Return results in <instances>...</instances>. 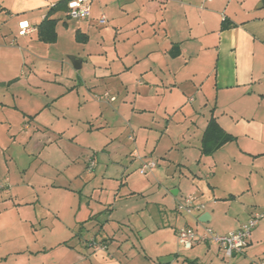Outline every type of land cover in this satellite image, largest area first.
<instances>
[{"label": "crops", "instance_id": "0c3cea01", "mask_svg": "<svg viewBox=\"0 0 264 264\" xmlns=\"http://www.w3.org/2000/svg\"><path fill=\"white\" fill-rule=\"evenodd\" d=\"M60 1L0 0V264H262L264 0H93L81 19ZM212 119L233 139L203 154ZM159 156L185 167L170 193L139 171ZM256 214L231 257L178 243L191 219Z\"/></svg>", "mask_w": 264, "mask_h": 264}, {"label": "built area", "instance_id": "2783aa9c", "mask_svg": "<svg viewBox=\"0 0 264 264\" xmlns=\"http://www.w3.org/2000/svg\"><path fill=\"white\" fill-rule=\"evenodd\" d=\"M211 1V0H209ZM93 0H68L67 1V15L71 18L81 19L88 17L91 14V5ZM100 23L106 24L108 19L105 15H102L99 19ZM30 25L26 24L21 26V33L25 34ZM157 162L153 159H146L143 161L139 171L141 174H147L150 170L155 168ZM199 207L195 203L194 198L187 196L177 206L178 210L191 214L195 208ZM262 218V214H256L241 228L231 231L225 234L216 233L212 228L205 227L203 230H199L187 225L182 226L177 231V240L180 245L185 249H191L196 244L206 241H214L218 243L224 250L227 256H233L235 253H241L249 245L252 232L256 225ZM93 243V242H92ZM95 243V242H94ZM98 249L106 250L105 244H97ZM264 264V262H262Z\"/></svg>", "mask_w": 264, "mask_h": 264}, {"label": "trees", "instance_id": "16d2710c", "mask_svg": "<svg viewBox=\"0 0 264 264\" xmlns=\"http://www.w3.org/2000/svg\"><path fill=\"white\" fill-rule=\"evenodd\" d=\"M67 1L68 0H62L59 4L62 3V5L66 8ZM56 5H58V3ZM56 23L57 20L55 18L47 16L39 26L40 39L45 42H53L57 37ZM232 139V135L226 133L220 125L212 119L203 138L202 153L210 154L222 144Z\"/></svg>", "mask_w": 264, "mask_h": 264}, {"label": "rangeland", "instance_id": "374dc122", "mask_svg": "<svg viewBox=\"0 0 264 264\" xmlns=\"http://www.w3.org/2000/svg\"><path fill=\"white\" fill-rule=\"evenodd\" d=\"M114 42L115 41L113 40L111 43L114 44ZM168 158H170V157H168ZM153 160H155L157 162V166H158L157 172L159 173V179H157V182L154 185L155 186L154 194H156L157 191L160 190V188L163 190H167L166 192L170 193V191L167 189V187H171L172 185L177 184L178 181L183 178V175L181 174V171H180V169H178V167H180V166L183 168H185V167L178 163L181 161L180 159L175 160L176 162H173L170 165H168L167 162H162L163 160H162V158H160V156L158 158L154 157ZM159 160H160V162H159ZM188 167H192L191 169L195 170V167L192 165H190V166L188 165ZM154 171L156 172V169L150 170L147 174H143V175H146L147 177L151 178V174ZM181 212H183V211H181ZM183 214H188V213L183 212ZM187 226L196 228V224H195L193 219L190 220V224L189 225L187 224ZM182 248L185 251L190 250V249H185L183 246H182Z\"/></svg>", "mask_w": 264, "mask_h": 264}, {"label": "water", "instance_id": "95a60500", "mask_svg": "<svg viewBox=\"0 0 264 264\" xmlns=\"http://www.w3.org/2000/svg\"><path fill=\"white\" fill-rule=\"evenodd\" d=\"M208 216H209V213H208V212L204 213V214L202 215V217H201V220H202L203 222H208V221H209Z\"/></svg>", "mask_w": 264, "mask_h": 264}]
</instances>
